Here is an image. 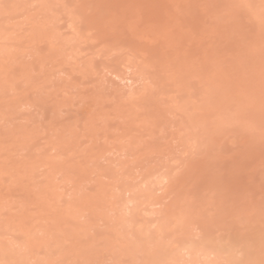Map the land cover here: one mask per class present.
<instances>
[{
	"label": "rangeland",
	"instance_id": "obj_1",
	"mask_svg": "<svg viewBox=\"0 0 264 264\" xmlns=\"http://www.w3.org/2000/svg\"><path fill=\"white\" fill-rule=\"evenodd\" d=\"M0 264H264V0H0Z\"/></svg>",
	"mask_w": 264,
	"mask_h": 264
}]
</instances>
